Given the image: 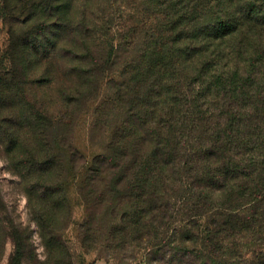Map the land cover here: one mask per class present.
Masks as SVG:
<instances>
[{
  "label": "trees",
  "instance_id": "1",
  "mask_svg": "<svg viewBox=\"0 0 264 264\" xmlns=\"http://www.w3.org/2000/svg\"><path fill=\"white\" fill-rule=\"evenodd\" d=\"M0 17V148L46 246L70 216L68 166L84 159L68 136L76 112L117 72L94 108L115 116L110 138L79 188L90 216L127 203L110 243L143 248L144 264H264V0H0ZM32 73L58 83L59 155L26 93ZM11 235L7 264H23L30 237Z\"/></svg>",
  "mask_w": 264,
  "mask_h": 264
},
{
  "label": "rangeland",
  "instance_id": "2",
  "mask_svg": "<svg viewBox=\"0 0 264 264\" xmlns=\"http://www.w3.org/2000/svg\"><path fill=\"white\" fill-rule=\"evenodd\" d=\"M134 4V1L130 2V5L122 3L126 14L119 28L126 32L133 25L137 26L136 21L139 20L137 11L133 9ZM6 30L7 27L0 17V59L8 45ZM121 60L119 59L115 64L114 69L121 66ZM109 76H117V72L105 74L98 99L91 100L86 107L84 105L83 110V107L78 109L74 124L68 132L72 146L84 155V159L78 161L77 170H72L68 166L64 189L70 207V216L62 221L60 230L45 237L53 241L51 246H46L42 239L37 221L30 215L24 187L13 173L0 148V264L8 263V257L14 249L12 225L19 230V233L30 237V241L25 242H30L31 246L26 249L27 257L23 260V264H144L143 248L128 244L123 248H116L109 241L110 228L117 225L122 214L120 210H126L127 203L118 205L116 211L111 204L107 207L94 206L90 216L87 203L79 189L85 171L81 165L84 161L89 165L94 156L104 151L111 134L109 126L115 120V116L108 110L104 111L106 113L103 114L104 116L94 114L99 98L107 92L105 83ZM38 79L37 74H31L26 93L31 102L52 121L51 153L59 155L63 153V145L60 142L57 122L64 107L58 97V83Z\"/></svg>",
  "mask_w": 264,
  "mask_h": 264
}]
</instances>
